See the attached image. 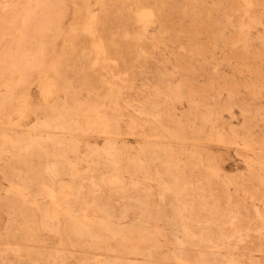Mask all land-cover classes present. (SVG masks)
I'll use <instances>...</instances> for the list:
<instances>
[{
  "label": "rangeland",
  "instance_id": "374dc122",
  "mask_svg": "<svg viewBox=\"0 0 264 264\" xmlns=\"http://www.w3.org/2000/svg\"><path fill=\"white\" fill-rule=\"evenodd\" d=\"M0 264H264V0H0Z\"/></svg>",
  "mask_w": 264,
  "mask_h": 264
},
{
  "label": "bare ground",
  "instance_id": "6f19581e",
  "mask_svg": "<svg viewBox=\"0 0 264 264\" xmlns=\"http://www.w3.org/2000/svg\"><path fill=\"white\" fill-rule=\"evenodd\" d=\"M87 15H90V13L88 12ZM143 15L146 16L147 13L143 12ZM93 111H94L95 115H97L99 118L102 116L100 114V111L97 108H94ZM41 136L43 138H45V135H41ZM37 144L40 145L39 142H37ZM47 171H48V169H47ZM59 172H60L59 169H55V171L53 170V168L50 169V173L52 174V176H51L52 178L55 177L57 175V173H59ZM26 189H27L26 187H24L22 189H18L16 192H14L13 195L8 196L7 197L8 203L15 204V203H17L19 201H24L26 204L28 203L30 205V207H32V205L35 204L34 202H35L36 198L32 199V194L30 192H28ZM42 190L44 191L45 196L48 199L49 205L52 207L53 210H57L60 207V205H61L60 192L57 191L53 187V185L52 186H43ZM35 207H36V205H35ZM33 214H35V213H33ZM40 216H41L40 223L42 225H44L45 220L48 217V211L45 208L42 209L41 212H40ZM102 227L104 228L105 232H107L110 235H114L115 232L112 229H110L108 226H102ZM69 228H70V231L74 235L82 234V228L83 227L75 219L71 220V224H70ZM83 233L87 234V235H91V232L89 230H87V229L84 230ZM191 248L192 247L190 245H185L184 244L183 246L178 247L177 250H179L181 252V254H184L185 252L188 254V252H190ZM177 260H179L181 262L182 261V257H177Z\"/></svg>",
  "mask_w": 264,
  "mask_h": 264
}]
</instances>
